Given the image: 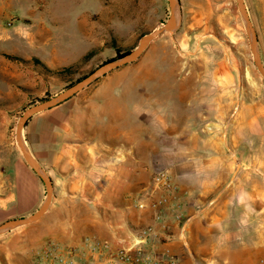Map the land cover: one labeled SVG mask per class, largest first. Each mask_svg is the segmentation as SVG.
<instances>
[{
	"label": "crops",
	"instance_id": "crops-1",
	"mask_svg": "<svg viewBox=\"0 0 264 264\" xmlns=\"http://www.w3.org/2000/svg\"><path fill=\"white\" fill-rule=\"evenodd\" d=\"M218 85L222 96L183 103L170 98L168 107L158 99L147 103L84 87L31 116L23 140L48 176L52 196L41 218L0 234V264H35L33 251L47 242L76 248V264H109L87 254L92 241L111 249L138 245L178 264H260L264 82L252 96L235 100L225 98L224 82ZM159 170L178 187L161 222L147 192ZM8 173L10 191L0 198V211L10 217L32 211L40 196L38 176L18 157ZM176 201L181 221L172 218ZM148 227L156 237L138 244V232Z\"/></svg>",
	"mask_w": 264,
	"mask_h": 264
},
{
	"label": "rangeland",
	"instance_id": "rangeland-1",
	"mask_svg": "<svg viewBox=\"0 0 264 264\" xmlns=\"http://www.w3.org/2000/svg\"><path fill=\"white\" fill-rule=\"evenodd\" d=\"M241 1L264 65V0ZM177 3V24L171 33L159 34L134 61L98 76L86 90L141 96L147 103L158 99L167 107L170 98L183 103L190 97L222 96L219 81L226 87V99L252 96L264 77L254 64L251 37L236 0ZM169 16L167 0H0V198L10 191L6 178L15 159L26 164L16 140V127L25 111L59 95L72 86L69 83L102 64L129 54ZM89 52L93 54L84 58ZM67 67H71L69 73L61 72ZM228 105L231 115L234 104ZM179 107L186 112L185 105ZM202 108L196 104L195 112ZM20 133L23 137L22 129ZM38 182L37 206L21 216L0 211V224L39 210L46 189L39 178Z\"/></svg>",
	"mask_w": 264,
	"mask_h": 264
},
{
	"label": "water",
	"instance_id": "water-1",
	"mask_svg": "<svg viewBox=\"0 0 264 264\" xmlns=\"http://www.w3.org/2000/svg\"><path fill=\"white\" fill-rule=\"evenodd\" d=\"M169 8H170V16L168 20L163 23L159 28L156 30L150 32L149 34L143 36V38L140 40L138 46L131 51L129 54L125 55L122 58H119L117 60L109 61L107 63L102 64L101 66L97 67L93 72L88 74L86 77L82 78L78 82H76L71 87L67 88L65 91L61 92L59 95L47 100L43 101L41 103L35 104L32 107L28 108L24 115L20 118L18 121L17 127H16V140L19 147V150L23 156L24 161L28 165V167L38 176V178L43 182L45 189H46V198L42 206L39 208L37 212H35L30 217L25 218H18V219H9L0 224V233L14 229L16 227L27 225L32 222H35L39 218L42 217V215L46 212V209L50 203V199L52 196V185L50 183V180L48 176L45 174V172L35 163V161L31 158L29 155L25 142L23 140L22 134L20 133L21 129L23 128L25 122L33 116L35 113L40 112L42 110H45L47 108H50L52 106H55L64 100L68 99L69 97L76 94L79 90L86 87L91 81L96 79L98 76L104 74L110 69L116 68L120 65L129 63L134 61L140 53L147 47V45L159 34L163 32H172L175 24H177L176 19V7L178 5L177 0H167ZM238 9L240 11V15L242 19H244V22L248 28L250 37H251V43H252V54L254 57V64L258 70V72L264 77V65L260 62L258 58V49H257V37L254 31V28L250 22L247 10L245 6L243 5L241 0H236Z\"/></svg>",
	"mask_w": 264,
	"mask_h": 264
},
{
	"label": "built area",
	"instance_id": "built-area-1",
	"mask_svg": "<svg viewBox=\"0 0 264 264\" xmlns=\"http://www.w3.org/2000/svg\"><path fill=\"white\" fill-rule=\"evenodd\" d=\"M147 192L154 197V199L151 197L152 200L150 201V206L156 211L154 218L161 222L165 208L171 200L176 199L178 187L167 171L159 170L152 174ZM143 206V204H139V207ZM172 207H174L172 218L181 221L180 203L176 201ZM154 237H156V234L151 228L142 229L137 234V243L140 244ZM77 251L76 248L66 247L55 242H47L33 253V260L35 264H76ZM86 252L88 255L98 254L105 257L109 264L113 262H120V264H178L173 258L149 256L138 245L135 248L111 249L106 245L92 241L88 244ZM260 264H264V259L260 260Z\"/></svg>",
	"mask_w": 264,
	"mask_h": 264
},
{
	"label": "trees",
	"instance_id": "trees-1",
	"mask_svg": "<svg viewBox=\"0 0 264 264\" xmlns=\"http://www.w3.org/2000/svg\"><path fill=\"white\" fill-rule=\"evenodd\" d=\"M116 51L118 52V55H119V56L124 55V54H120L119 50H116ZM127 52H128V51L123 52V53L126 54ZM92 54H93V52H89L88 54H86V55L84 56V58H87V57H89V56L92 55ZM35 61H36V63H38L39 65H41L42 68H44L45 70H47V68H46L43 64H41L37 59H35ZM70 70H71V67H67V68H63V69L61 70V72H64V73L67 72V73H69ZM48 71H50V70H48ZM80 79H82V78H78V79H76L75 81L69 83L68 87L71 86V85H74V84H75L76 82H78Z\"/></svg>",
	"mask_w": 264,
	"mask_h": 264
}]
</instances>
